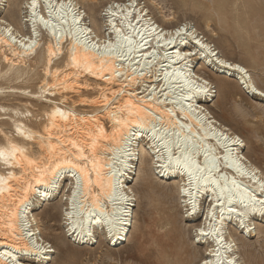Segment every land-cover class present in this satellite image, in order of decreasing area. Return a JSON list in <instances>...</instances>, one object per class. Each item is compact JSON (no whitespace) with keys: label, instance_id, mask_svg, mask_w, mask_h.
Returning <instances> with one entry per match:
<instances>
[{"label":"bare ground","instance_id":"1","mask_svg":"<svg viewBox=\"0 0 264 264\" xmlns=\"http://www.w3.org/2000/svg\"><path fill=\"white\" fill-rule=\"evenodd\" d=\"M35 3L0 0L10 10L0 19V264H51L56 251L35 212L67 185V235L90 247L101 229L125 243L134 177L175 181L187 218L202 221L201 264H243L238 241L258 235L264 249V175L239 135L202 106L230 84L263 102L250 70L187 22L165 29L139 0L111 2L119 7L100 16L76 0ZM11 98L26 101L25 112Z\"/></svg>","mask_w":264,"mask_h":264},{"label":"rangeland","instance_id":"2","mask_svg":"<svg viewBox=\"0 0 264 264\" xmlns=\"http://www.w3.org/2000/svg\"><path fill=\"white\" fill-rule=\"evenodd\" d=\"M76 1L80 3L83 12L100 16L106 6L116 0ZM139 2L149 9L151 18L167 30L187 22L186 25L197 30L213 49L221 51L227 59L246 66L256 85L264 90V0ZM6 6L8 5L5 4V10L0 11V19L5 21L10 20V10ZM13 14L17 15L18 20L25 16L22 10ZM163 16H168L171 20L164 22ZM86 23L89 24L88 19ZM243 87L245 91L242 86L230 84L228 95L218 88L214 89V92L217 91V94L214 93L217 96L215 101L205 102L202 106L233 133L239 135L244 141L243 156L245 155L244 157L264 175V101L258 96L246 94L248 89L246 85ZM86 96L97 94L92 92ZM9 104H15L21 112L26 110L24 100L11 98ZM80 109L89 111L88 108ZM174 182L155 176L147 185L143 180L134 177L129 187L135 192L137 200L135 224L128 240L115 244L110 239L107 240L100 229L95 231L93 242H89L90 247L79 244L78 241L75 243V239L66 233L63 214L67 209L64 200V196L68 194V186L70 187L67 185V188L64 187L66 190L63 188L66 192L51 205L46 204L40 211L35 212L44 240L56 251L51 264H201L209 250L207 243L197 242L199 240L195 234L202 221L201 218L195 219L194 222L187 218L182 199L175 193ZM208 205L202 204V212L207 210ZM260 224L258 228L264 229V222ZM226 232L227 236L235 233L231 226ZM260 236L243 240L244 245L238 241L241 263L264 264V249L261 248L263 238Z\"/></svg>","mask_w":264,"mask_h":264},{"label":"snow or ice","instance_id":"3","mask_svg":"<svg viewBox=\"0 0 264 264\" xmlns=\"http://www.w3.org/2000/svg\"><path fill=\"white\" fill-rule=\"evenodd\" d=\"M31 6V8L33 9V10H35V8H36V3H35V0H32V4L30 5ZM113 7H119V5H109L108 6V11L109 12H111V10H112V8ZM33 14H34V12H33ZM113 15H115V13H112ZM45 23H47V22H45ZM198 43H199V41H197ZM5 154L3 153V152H0V157H3ZM5 163H7L8 161H7V159H5V161H4ZM230 264H231V262H230Z\"/></svg>","mask_w":264,"mask_h":264}]
</instances>
